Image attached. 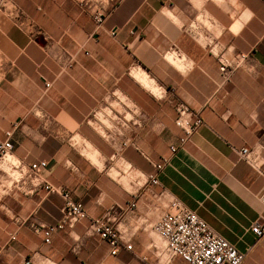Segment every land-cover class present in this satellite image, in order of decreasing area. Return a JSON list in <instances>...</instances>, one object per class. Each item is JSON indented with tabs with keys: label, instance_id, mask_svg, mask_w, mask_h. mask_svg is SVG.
<instances>
[{
	"label": "crops",
	"instance_id": "1",
	"mask_svg": "<svg viewBox=\"0 0 264 264\" xmlns=\"http://www.w3.org/2000/svg\"><path fill=\"white\" fill-rule=\"evenodd\" d=\"M6 4L0 141L11 133L12 155L25 169L45 161L42 184L66 189L87 217L45 244L35 228L61 222L63 198L11 185L0 172V264H186L166 261L151 231L171 212L170 200L244 254L242 264H264V235L251 231L264 221V0ZM241 55L246 60L225 81L218 58L234 63ZM176 102L202 119L183 145ZM110 111L128 121L114 141L107 138L113 122L102 116ZM243 148L258 155L259 172L239 159ZM165 158L150 185L148 174ZM131 202L134 211L126 209ZM103 217L130 251L112 256L90 231Z\"/></svg>",
	"mask_w": 264,
	"mask_h": 264
},
{
	"label": "built area",
	"instance_id": "2",
	"mask_svg": "<svg viewBox=\"0 0 264 264\" xmlns=\"http://www.w3.org/2000/svg\"><path fill=\"white\" fill-rule=\"evenodd\" d=\"M94 20L101 23L100 15L94 14ZM188 33H192L194 26L189 25ZM114 36V32L111 33ZM196 37V36H194ZM197 38V37H196ZM245 55H241L238 61L232 63L218 58L219 71L228 81L232 72L246 60ZM50 84H46V89ZM176 119L175 125L182 131V136L178 143L183 145L189 138L202 126V119L199 114L193 112L186 104L182 102L175 103ZM104 118L113 122L111 134L107 138L114 141L112 136L122 137L119 130L127 128V120L114 115L110 111L102 112ZM11 133L6 134V140L0 141V172L8 177L11 185L22 184L27 182L33 188L42 186V189L50 194H57L63 198L61 208L62 220L55 226H39L35 231L40 233L45 244L50 243L52 234L55 231L63 230L65 227L71 228L75 223L85 219L87 214L81 203L75 202L70 193L60 187H53L40 181V173L46 168L45 161H39L30 164L25 169L23 163L12 155L13 145L10 141ZM130 142L125 140L121 147H126ZM172 154L177 152L176 146H170ZM239 159L246 162L251 168L260 171L261 162L256 153L248 148L237 151ZM168 163V158L161 163L153 165L154 172L148 174L147 181L150 185L158 184L157 174L163 170ZM27 190V194L31 193ZM128 211L136 209V202L127 204ZM171 212L164 214L152 227L151 231L156 234L162 242V256L169 261L177 257L186 264H242L244 254L238 252L235 247L229 244L225 239L215 234L208 225L197 215L184 207L177 200L169 201ZM90 231L101 241H105L111 248L110 255L116 256L120 248L128 251L132 249L131 244L124 241L118 228L113 226L109 218L103 217L91 220L89 225ZM251 231L257 237L264 235V221H257L251 228Z\"/></svg>",
	"mask_w": 264,
	"mask_h": 264
},
{
	"label": "rangeland",
	"instance_id": "3",
	"mask_svg": "<svg viewBox=\"0 0 264 264\" xmlns=\"http://www.w3.org/2000/svg\"><path fill=\"white\" fill-rule=\"evenodd\" d=\"M7 0H0V7L1 9H4L5 7L8 8L9 4H6Z\"/></svg>",
	"mask_w": 264,
	"mask_h": 264
},
{
	"label": "bare ground",
	"instance_id": "4",
	"mask_svg": "<svg viewBox=\"0 0 264 264\" xmlns=\"http://www.w3.org/2000/svg\"><path fill=\"white\" fill-rule=\"evenodd\" d=\"M145 81V80H144ZM142 82H143V80H142ZM146 82V81H145Z\"/></svg>",
	"mask_w": 264,
	"mask_h": 264
}]
</instances>
